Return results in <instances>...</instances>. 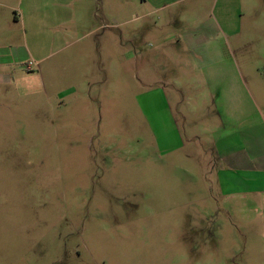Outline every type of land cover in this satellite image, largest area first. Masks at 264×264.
Segmentation results:
<instances>
[{
	"label": "rangeland",
	"instance_id": "1",
	"mask_svg": "<svg viewBox=\"0 0 264 264\" xmlns=\"http://www.w3.org/2000/svg\"><path fill=\"white\" fill-rule=\"evenodd\" d=\"M150 9L0 0V264H264V0Z\"/></svg>",
	"mask_w": 264,
	"mask_h": 264
},
{
	"label": "crops",
	"instance_id": "2",
	"mask_svg": "<svg viewBox=\"0 0 264 264\" xmlns=\"http://www.w3.org/2000/svg\"><path fill=\"white\" fill-rule=\"evenodd\" d=\"M175 1H179V0H141L142 3H148V5H150V8H151L146 13H144L143 16L147 17V16H150V15H152L154 13H157V12H159V10H162V9H165V8L169 7L170 4L174 3ZM57 8H58V13L60 14L59 18H61V20H67V19L71 18V16L68 17V14L66 13V10L62 9L58 5H57ZM20 23H21L22 27L24 28V43L23 44H24V49H25V7H24V10H23V12L21 14ZM90 31H93V30H90ZM179 41L180 42H184V44L186 43L185 40L184 41L179 40ZM20 47H21L20 45L13 44V45H9V47H8L9 49H7V51L0 52V64L10 63L12 60L19 61L20 59H25V56H21L20 57V55H19L18 51H19ZM217 154L219 156L221 155V157L226 156V153H223L222 149H219ZM240 168L242 170H240L238 168H233L232 171H231L232 173H229V174H231L230 177L229 178H225V179H230V182H232L231 180H233V175H237L233 171L248 173V172H251V171H259V170L262 169L260 167H258L257 170H254L253 167H249V169H246V167H240ZM219 172H224L225 173L226 171L225 170H220ZM230 182L229 181H222L220 186H227V183L230 184ZM255 192H264V188L240 189V190L239 189H235L233 192H228V194H226V195H233V194L238 195L237 193L247 194V193H255Z\"/></svg>",
	"mask_w": 264,
	"mask_h": 264
},
{
	"label": "built area",
	"instance_id": "3",
	"mask_svg": "<svg viewBox=\"0 0 264 264\" xmlns=\"http://www.w3.org/2000/svg\"><path fill=\"white\" fill-rule=\"evenodd\" d=\"M32 63L31 62H29V66L31 65Z\"/></svg>",
	"mask_w": 264,
	"mask_h": 264
}]
</instances>
